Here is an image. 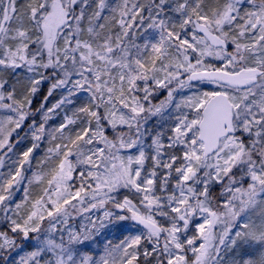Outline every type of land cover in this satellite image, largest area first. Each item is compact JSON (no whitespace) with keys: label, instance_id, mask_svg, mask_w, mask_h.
Instances as JSON below:
<instances>
[{"label":"snow or ice","instance_id":"snow-or-ice-1","mask_svg":"<svg viewBox=\"0 0 264 264\" xmlns=\"http://www.w3.org/2000/svg\"><path fill=\"white\" fill-rule=\"evenodd\" d=\"M0 264H264V0H0Z\"/></svg>","mask_w":264,"mask_h":264},{"label":"trees","instance_id":"trees-1","mask_svg":"<svg viewBox=\"0 0 264 264\" xmlns=\"http://www.w3.org/2000/svg\"><path fill=\"white\" fill-rule=\"evenodd\" d=\"M45 91H46V90L42 89L41 93L37 96V98L34 99V101H33V107L36 106V105H38V102H40V99L42 98V96H43V94H44ZM55 100H56V97L54 96L53 98L50 99L49 103H50V104H51V103H54ZM58 122H59V119H58V118L53 119V124H54V125L58 124ZM46 147H47V142H45L44 144L41 145V150L38 151V152L35 154L36 157H37V159L43 157V155H44V150L46 149ZM32 167H33V168H34V167L37 168V165H36V161H35V160L33 161ZM30 190L32 191V193H33L34 195H35V194H38V193L40 192V188H39L38 186H36V185L31 186V189H30Z\"/></svg>","mask_w":264,"mask_h":264},{"label":"rangeland","instance_id":"rangeland-1","mask_svg":"<svg viewBox=\"0 0 264 264\" xmlns=\"http://www.w3.org/2000/svg\"><path fill=\"white\" fill-rule=\"evenodd\" d=\"M38 106H39V102H38V105H36L34 107H38ZM36 119L39 120L40 117L37 116ZM49 125L55 126L53 124V120L49 121ZM35 171H37V168H35V167L33 168L31 166L25 174H26V176L31 177L32 173L35 172ZM19 198H20V193H17V199H19ZM81 222H82V220H81L80 217H77V219L74 221V223H77V224H79ZM46 224H47V222H45V225ZM17 243L21 245L22 253L26 252V251H30L32 249V247H33V243L31 242V237H30V241L29 242H25L23 240H18Z\"/></svg>","mask_w":264,"mask_h":264}]
</instances>
